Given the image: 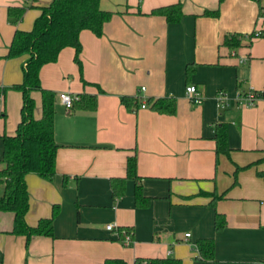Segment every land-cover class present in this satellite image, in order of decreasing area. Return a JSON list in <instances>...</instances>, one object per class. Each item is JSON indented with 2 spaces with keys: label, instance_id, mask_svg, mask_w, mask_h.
Instances as JSON below:
<instances>
[{
  "label": "crops",
  "instance_id": "0c3cea01",
  "mask_svg": "<svg viewBox=\"0 0 264 264\" xmlns=\"http://www.w3.org/2000/svg\"><path fill=\"white\" fill-rule=\"evenodd\" d=\"M51 0H0V88L22 81L27 53L5 57L15 29H31L37 6ZM181 3L182 17L167 22L150 14ZM28 5L21 19L9 6ZM114 12L100 36L79 33L81 69L74 48L60 50L39 70L41 86L56 93L54 138L59 145L55 174L25 175V221L36 225L56 214L52 235L11 233L13 214L0 211V264H107L121 258L175 257L181 264H264V97L254 104L241 95L264 90V0H100ZM219 9L217 17L201 16ZM138 10L140 12H138ZM261 34L248 39L249 35ZM236 34L240 45L223 44ZM232 51L235 55H232ZM246 62L239 63L238 57ZM195 62L186 77V64ZM81 78L87 83H83ZM202 97L194 103L186 87ZM144 87V89H142ZM225 93V106L217 92ZM60 92L94 95V109H71ZM34 117L41 116V92L31 91ZM123 96L166 97L175 112L160 113L146 103L126 107ZM244 96V95H243ZM21 92L6 89L0 99V136L13 134L20 119ZM225 123L229 154L215 153V127ZM0 137V158L2 156ZM136 158V179H126L122 195L111 179L126 176V160ZM260 173V174H259ZM140 185L146 206L135 202ZM214 192L216 197L201 193ZM216 213L225 225L215 230ZM128 228L124 245L106 224ZM189 232L188 238L185 233ZM213 238L212 259L198 258L195 244Z\"/></svg>",
  "mask_w": 264,
  "mask_h": 264
},
{
  "label": "trees",
  "instance_id": "16d2710c",
  "mask_svg": "<svg viewBox=\"0 0 264 264\" xmlns=\"http://www.w3.org/2000/svg\"><path fill=\"white\" fill-rule=\"evenodd\" d=\"M100 0H51L47 5L37 6L39 15L34 19L29 30L15 29L8 46L5 57H15L23 53L28 58L22 67V81L8 87L0 88V94L4 95L6 89H15L21 92L22 103L20 107V119L13 134H2L3 145L0 158V211H8L13 214L11 233L23 235L26 241L33 235H52V221L56 214L55 206L50 217L41 218L36 225H29L25 221L28 209V191L25 183L27 173H35L40 177L50 179L55 174V156L59 147L54 138V117L56 93L51 89L41 86L39 70L42 65L54 62L61 49L70 46L74 48V61L81 69L80 51L81 43L79 33L83 29L90 30L96 36H100L103 25L114 14L111 10L102 9ZM223 0H218L222 2ZM28 5L9 6V17L16 22L21 19ZM138 12H140L138 10ZM150 14L162 15L167 22L178 21L183 13L181 3L154 7ZM201 16L217 17L219 9L204 10ZM223 44L230 49L240 45V39L236 34H226ZM233 55V54H232ZM195 62L186 64V77H189L195 67ZM83 83H87L81 78ZM41 92V116L34 117L35 102L31 91ZM73 99L71 109H94L96 99L94 95L81 94ZM257 97H264V93H256ZM122 103L131 109L140 105L139 97L123 96ZM150 108L160 113H174L176 104L172 98L159 97L145 99ZM215 153L216 162L220 153L229 154L227 144V126L225 123L215 127ZM136 158L131 155L126 160V176L124 178L111 179L112 194L118 197L123 194L126 179H136ZM260 174V173H259ZM264 177V173H261ZM211 195L214 202V192H204ZM135 202L143 207L149 203V197L143 195L140 185L135 186ZM225 225V216L216 213L214 220L215 230H221ZM129 230V229H128ZM197 256L203 260L212 259L214 256L213 238H201L196 241ZM107 264H128L121 258L107 261ZM133 264H181V260L175 257H148L136 258Z\"/></svg>",
  "mask_w": 264,
  "mask_h": 264
},
{
  "label": "built area",
  "instance_id": "2783aa9c",
  "mask_svg": "<svg viewBox=\"0 0 264 264\" xmlns=\"http://www.w3.org/2000/svg\"><path fill=\"white\" fill-rule=\"evenodd\" d=\"M262 17L264 18V14L262 15ZM260 34H261V32L257 31L255 33H253L252 35H249L248 39H252L253 36H257V35H260ZM232 54L235 55V52L232 51ZM246 59L247 58L245 56H239L238 57L239 63H245ZM142 89H144V87H142ZM257 92L264 93V90H262V91H255V90L254 91H248V92L243 94L244 96L241 95L239 97V99L244 97L245 103L248 104V105H252V104L255 103V101L258 98H262V97H257L256 96ZM186 93H187V95L189 96V99L192 102H194V103H200L201 102L202 97L197 92L195 86H193V85L187 86L186 87ZM1 98H2V94H0V99ZM59 99L61 100L62 104H64L67 108H70L73 99H77V95L76 94H71V93H68V92H60L59 93ZM225 100H226L225 93L223 91L219 90L217 92V104L219 106L223 107V106L226 105L225 104ZM145 104L146 103L143 101L140 106L144 107ZM105 227H106L107 230L112 231L115 234V236L118 237V239L122 242V244L129 245L132 242V234H131V231L128 230V228L120 227V226H118L115 223H108V224H106ZM189 235H190L189 232L185 233V238H188Z\"/></svg>",
  "mask_w": 264,
  "mask_h": 264
}]
</instances>
